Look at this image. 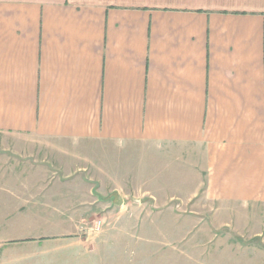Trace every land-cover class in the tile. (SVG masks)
<instances>
[{"label": "crops", "instance_id": "obj_1", "mask_svg": "<svg viewBox=\"0 0 264 264\" xmlns=\"http://www.w3.org/2000/svg\"><path fill=\"white\" fill-rule=\"evenodd\" d=\"M0 135V264H264V0H0ZM73 143L196 173L123 203Z\"/></svg>", "mask_w": 264, "mask_h": 264}, {"label": "rangeland", "instance_id": "obj_2", "mask_svg": "<svg viewBox=\"0 0 264 264\" xmlns=\"http://www.w3.org/2000/svg\"><path fill=\"white\" fill-rule=\"evenodd\" d=\"M5 137L7 136L0 135V140ZM8 138L13 139V137ZM85 147L73 143L64 145L62 148H44L40 158L46 157V159H43V163H47L46 167H50L52 172L60 168L63 172L71 173V176L75 178H78L80 173L82 176L88 177L95 188L107 192L108 195L114 189H117L121 194L119 199L122 198L123 203L135 202L147 197L148 195L144 193L145 189L184 192V188H188V185H186L188 180H191V178L185 177V174L190 173L192 176L193 173H196L194 170L197 168V163L195 162V168L192 167V160L187 157L180 158L167 154H155L140 148L112 150L110 147L104 148L93 145ZM1 153H3L2 147H0ZM150 177H153V179H149ZM175 203L172 202V205ZM178 203L175 204L176 208ZM117 207L121 209L122 206ZM211 219H214V217ZM215 219H217L215 224L217 229L209 224L219 234L218 217ZM246 233L248 234L249 230L245 229ZM258 240L260 241V239H254V243L245 242L242 244L245 245L244 248L247 250L248 246L258 245ZM215 251L218 253V249H213V252ZM248 254L252 257L251 250Z\"/></svg>", "mask_w": 264, "mask_h": 264}, {"label": "built area", "instance_id": "obj_3", "mask_svg": "<svg viewBox=\"0 0 264 264\" xmlns=\"http://www.w3.org/2000/svg\"><path fill=\"white\" fill-rule=\"evenodd\" d=\"M100 226H101V221L99 219L95 220L93 222L92 229L97 231V230H99Z\"/></svg>", "mask_w": 264, "mask_h": 264}]
</instances>
